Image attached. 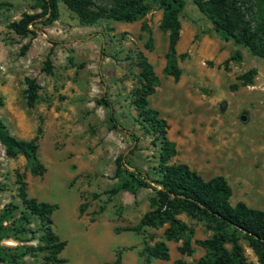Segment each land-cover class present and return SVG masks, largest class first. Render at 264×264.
<instances>
[{"label": "rangeland", "instance_id": "obj_1", "mask_svg": "<svg viewBox=\"0 0 264 264\" xmlns=\"http://www.w3.org/2000/svg\"><path fill=\"white\" fill-rule=\"evenodd\" d=\"M144 2L149 9L134 22L102 18L90 24L79 22L59 2L57 19L48 25L36 24L35 37L29 39L14 35L7 25L23 13H37L33 2L0 0V121L18 140L36 137L37 157L43 168L41 176H31L24 158L6 157L0 145V210L8 203L20 208L18 178L28 198L56 205L51 230L65 242L57 256L61 264H113L115 253L119 254V264H174L176 260L193 264L203 254L192 244L191 256L180 255V242H166L167 260H146L138 256L142 244L162 240L164 226L147 229L143 236L112 231L135 225L149 209L151 196L149 189L136 187L110 192L126 179L114 176L115 158L121 155L129 171L136 168L155 178L158 144L138 122L130 100L137 87L135 52L146 57L158 79L167 37L158 29L161 11L157 0ZM183 2L179 22L181 49L187 57L181 62V75L177 82L160 76L147 99L148 106L155 108L165 123L164 118L173 122L177 151L171 162H181L178 120L182 119V143H189L194 150L202 139L211 149L213 173H220L231 188L230 204L242 201L264 211V61L246 48L234 46L231 40L223 41L191 0ZM96 5L104 3L97 1ZM142 24L152 38L150 51L144 48L147 33ZM27 42L29 49L20 56L19 48ZM235 50L240 58L224 63ZM47 56L49 73L41 70ZM251 68L255 70L251 87L239 86L235 77ZM221 71L229 76L227 82L218 75ZM25 79H33L38 87L32 107L24 98ZM101 96L110 102L118 127H112L108 109L95 104ZM216 115L220 128L213 120ZM183 156L182 148V163ZM199 161L207 163L208 159L188 162L199 167ZM199 168L203 179L212 175L205 166ZM178 219L191 230L192 242L210 236L202 222L184 214ZM37 225L33 218L29 227ZM27 244L38 242L34 239ZM42 256H25L20 264H42ZM245 256L254 262L247 249Z\"/></svg>", "mask_w": 264, "mask_h": 264}, {"label": "trees", "instance_id": "obj_2", "mask_svg": "<svg viewBox=\"0 0 264 264\" xmlns=\"http://www.w3.org/2000/svg\"><path fill=\"white\" fill-rule=\"evenodd\" d=\"M34 14L23 13L17 21L7 25V28L20 38L35 37L36 24L48 25L58 16V3L73 12L79 22L94 23L99 19H111L119 22H134L148 11L144 0H30ZM104 5H96V2ZM197 10L207 18L214 33L223 41L231 40L234 46H242L249 53L264 61V0H191ZM161 11L158 29L166 34L167 47L164 55L165 64L162 75L171 77L174 82L179 80L181 70L178 62L183 61L186 53L176 54L175 45L179 39V15L184 6L183 0H157ZM147 41L144 48L152 49V38L145 25ZM27 42L20 46L18 54L23 56L29 49ZM135 67L137 87L131 91L130 104L136 112L138 122L143 129L150 132L158 144L157 163L153 168L155 178L132 168L129 171L122 156L114 160V176H126V179L111 193L127 190L132 187L149 189V209L142 214L135 225L113 228V233L131 232L143 236L147 229L163 227L162 240L152 245L142 244L138 256L157 260H167L166 242H180L177 252L180 255L191 256L194 253L192 244L200 248L203 254L193 264H264V211L246 206L242 201L230 204L231 188L225 178L219 175L204 180L185 164L171 162L176 155L175 145L166 138L167 125L158 117V112L147 105V98L158 86L151 65L139 51L135 52ZM240 58L235 50L227 61ZM42 72H50V59L47 56L43 62ZM255 75L254 69H248L237 75L235 80L239 86H248ZM24 98L26 105L32 107L37 98V85L33 79H25ZM232 88L235 87L231 86ZM95 104L109 111V121L112 127H118L112 116L110 102L101 96ZM2 102L0 100V107ZM0 145L5 156L15 158L22 156L29 167L31 176H41L43 168L37 157L36 137L26 141L18 140L8 134L5 125L0 121ZM17 197L20 208L14 203H8L0 210V264H20L25 256H35L43 253L42 264H61L57 256L65 246L53 234L51 214L56 205L39 202L28 198L24 183L18 178ZM184 214L190 219L202 222L210 231V236L192 242V232L178 219ZM38 221L35 228H30L32 219ZM38 237L35 238V234ZM36 239L38 244H27ZM17 243L15 246L4 245L5 242ZM244 244V247L241 245ZM245 249L254 257V262L248 261ZM118 253H115L113 264H119ZM174 264H184L176 260Z\"/></svg>", "mask_w": 264, "mask_h": 264}, {"label": "crops", "instance_id": "obj_3", "mask_svg": "<svg viewBox=\"0 0 264 264\" xmlns=\"http://www.w3.org/2000/svg\"><path fill=\"white\" fill-rule=\"evenodd\" d=\"M180 31H181V34H180V32H179V39H178V41H177V43H176V45H175V52H176V54H180V53H182V29H181V24H180ZM218 45V44H217ZM179 49V50H178ZM205 50H201L200 51V53H202V52H204ZM218 55V54H217ZM221 56L220 57H218V59H222V54H220ZM182 62V61H181ZM181 62H178L177 64H178V67L180 68V70H181V72H182V68H181ZM164 64H165V59H164V63H163V65L161 66V71H162V68L164 67ZM218 75L220 76V78H222V79H226V82H227V79H229V76L227 75V73H225L224 71H221V72H219L218 73ZM160 76H162V73H161V75ZM159 76V77H160ZM164 76V75H163ZM156 77V76H155ZM159 77H158V79H159ZM166 77H168V76H166ZM157 78V77H156ZM251 85L252 84H250V85H248V86H250L251 87ZM148 99V98H147ZM147 105H148V103H147ZM221 106H222V104H221ZM149 107V106H148ZM168 107H171L172 109H176V106L175 105H173V104H171V106H170V104L168 105ZM181 107V106H180ZM222 108V107H221ZM154 110H155V108H154ZM157 111V110H156ZM178 111H179V109H178ZM180 113V112H179ZM218 116L219 115H216V117L213 119L215 122H217L218 123V126H217V128H220V125H221V122H220V120L218 119ZM164 119H166V125H167V131H166V138L169 140V141H171V142H173L174 143V145H175V150L177 149V145H176V138H174L173 136H172V132H171V124L173 123L170 119H168V118H164ZM178 124H179V128H180V134H179V137H178V152H179V157H180V160H181V162L180 163H182V148L184 149V156H183V163L182 164H185L189 169H191V170H193V171H195L198 175H200V168L199 167H201V166H205L206 168H208V169H210V171L212 172V175L211 176H209L207 179H209V178H211V177H213V176H216V175H219V176H222L220 173H218V174H214L213 173V171H214V169H215V160H214V158H213V155H212V151H211V149H207L203 144H202V139H199L198 141H197V143H198V148L197 149H192V146L189 144V143H182V119L181 120H178ZM170 126V127H169ZM218 130V129H217ZM177 151V150H176ZM176 156V155H175ZM174 156V157H175ZM173 157V158H174ZM205 157V158H204ZM172 158V159H173ZM171 159V160H172ZM201 160V159H208V161H207V163H205L204 161L202 162V161H199L198 162V165H199V167H192V166H190L191 164L189 163V162H194V161H197V160ZM189 161V162H188ZM175 163V162H174ZM201 176V175H200ZM202 177V176H201ZM223 177V176H222ZM207 179H204V180H207ZM145 213V212H144ZM142 216V215H141ZM140 216V217H141ZM139 217V218H140ZM138 221V220H137Z\"/></svg>", "mask_w": 264, "mask_h": 264}]
</instances>
